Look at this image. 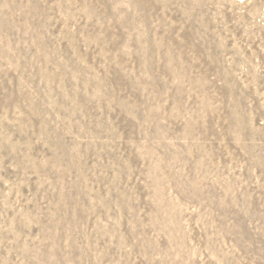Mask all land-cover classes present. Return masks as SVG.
Wrapping results in <instances>:
<instances>
[{
    "label": "rangeland",
    "instance_id": "1",
    "mask_svg": "<svg viewBox=\"0 0 264 264\" xmlns=\"http://www.w3.org/2000/svg\"><path fill=\"white\" fill-rule=\"evenodd\" d=\"M0 264H264V0H0Z\"/></svg>",
    "mask_w": 264,
    "mask_h": 264
}]
</instances>
